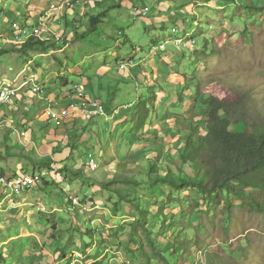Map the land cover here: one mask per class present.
Masks as SVG:
<instances>
[{
    "label": "rangeland",
    "instance_id": "obj_1",
    "mask_svg": "<svg viewBox=\"0 0 264 264\" xmlns=\"http://www.w3.org/2000/svg\"><path fill=\"white\" fill-rule=\"evenodd\" d=\"M17 1L0 0V49L16 44L13 24L38 26V15L28 13H36V6L13 15ZM100 1L81 8L78 25L64 21L57 33L61 42L56 33L45 42L52 49L16 50L0 58V87L7 81L18 93L0 105V177L50 172L16 199H7L0 187V264H165L162 253L171 264H264V215L251 211L245 199L228 192L207 199L194 188L110 180L117 173L133 180L155 178L149 162L158 159L165 168L171 160L169 149L179 141L176 121L200 119L209 97L231 103L242 98L264 109V11L241 6L243 1L264 5V0H123L126 9L114 10L108 5L120 0ZM145 6L148 10H141ZM104 12L99 35L108 33L113 43L95 48L88 37L95 32L87 30L92 15ZM157 17L165 18L161 27L155 26ZM122 21L133 25V37L125 34ZM173 35L184 43L181 50L170 49L162 71L171 73L175 84L154 78L148 67L153 57L142 66L145 76L139 67H121L122 57H145ZM120 68L135 69L136 77ZM33 83L52 92L59 112L67 111L71 99H62L69 91L82 86L85 95L102 103L105 115L49 120L46 100L30 92ZM27 99L35 104L31 112ZM125 106L132 107L130 116H114ZM10 121L26 135L14 132ZM137 138L142 142L133 144ZM181 236L188 246L175 248Z\"/></svg>",
    "mask_w": 264,
    "mask_h": 264
},
{
    "label": "trees",
    "instance_id": "obj_2",
    "mask_svg": "<svg viewBox=\"0 0 264 264\" xmlns=\"http://www.w3.org/2000/svg\"><path fill=\"white\" fill-rule=\"evenodd\" d=\"M122 1L115 4L110 3L108 10L120 9ZM199 1L208 3L211 0ZM216 1L230 4L238 2V0ZM100 2L97 4H105L104 1ZM259 2L243 1L241 6L248 11L256 9L264 11V5H260ZM105 13L92 15L91 27L87 33L98 31L100 23L106 17ZM72 22L71 27L79 23V21L73 20ZM82 36L84 38V35ZM173 39H176L174 35ZM50 48L53 47H48L45 42L31 38L24 44L12 45L11 49H0V58L16 50L28 53L32 51L45 52ZM76 93L77 89L74 87L65 96V99H61L66 101ZM150 107L154 110L155 106L151 105ZM150 107L146 106L147 120H149ZM203 107H200V119L195 120L191 117L187 120L176 121L174 132L179 135V141L169 149L171 160L167 162L165 168L160 167L158 159L149 162L150 173L157 174L155 178L150 179L149 175L147 180H133L117 173L110 180L112 182L131 181L138 185L158 182L178 189L194 188L200 195H205L207 199L228 192L238 199L248 201L247 204L251 211L264 215V109L258 108V106L250 107L246 102L244 103L242 98L231 103L217 97H209ZM205 119L208 121L203 124ZM238 124H243L245 130L241 132L231 130L232 126ZM145 126V123L141 125V127ZM131 142L139 143L142 142V139L137 138ZM157 153L158 156L161 154ZM162 172H166V175H159ZM175 172L178 173L177 176L174 175ZM121 198L130 201L128 196L123 195ZM156 244L157 242H153V245L157 246ZM177 245L185 248L188 243L181 236L176 239L174 247L176 248ZM209 257L212 258L211 255ZM162 259L165 264H171V261L163 253Z\"/></svg>",
    "mask_w": 264,
    "mask_h": 264
},
{
    "label": "built area",
    "instance_id": "obj_3",
    "mask_svg": "<svg viewBox=\"0 0 264 264\" xmlns=\"http://www.w3.org/2000/svg\"><path fill=\"white\" fill-rule=\"evenodd\" d=\"M83 0H58L51 1L48 9L37 12L38 26L34 29H28L26 27H20L18 24H13L14 28V37L11 40L14 44H24L27 40L35 38L36 40L47 42L53 39L52 33H56V41H59L58 28L64 24L66 13L71 14L75 13V5L81 3ZM6 5V4H5ZM32 7V6H31ZM28 9H31L28 5ZM36 12V9L33 10ZM178 31L173 30V33L176 34ZM58 37V38H57ZM61 41V40H60ZM177 49L181 50V46L184 43V39L178 38L171 42H167L160 47V50H166L167 45L171 44ZM134 61H123L121 63L122 68H126L129 64L132 66ZM35 81L34 77L31 78ZM77 93L70 97V103L66 105V112H59L56 110L57 104L55 100L48 102V107L46 108L45 115L49 120L59 121L63 116L66 117L70 114L78 115H87L90 117H100L105 115V109L102 103L99 100L92 99L84 94V88L82 86H75ZM30 92H33L35 95L41 96L43 98V89L41 86L33 83L32 89ZM17 90L13 87L10 82H3L0 87V105L8 104L14 97L17 98ZM14 132L21 133L25 136V131L18 128L17 121H10ZM50 172L45 169L36 170L33 173H18L12 177L1 176L0 177V187L3 190V193L6 195V198L16 199L19 198L24 192L31 191L38 184L42 183L43 180L49 176ZM73 200V197H71ZM96 208H100L99 205ZM94 224V222H92Z\"/></svg>",
    "mask_w": 264,
    "mask_h": 264
},
{
    "label": "crops",
    "instance_id": "obj_4",
    "mask_svg": "<svg viewBox=\"0 0 264 264\" xmlns=\"http://www.w3.org/2000/svg\"><path fill=\"white\" fill-rule=\"evenodd\" d=\"M51 1H58V0H19V1H17L16 2V4L14 5V8H13V12L15 11V13H13V15L14 14H24V9H25V12H28V9H27V7H28V5L31 7H33V6H36V13H32V12H28V13H30V15L33 17V16H35V15H37V12H41V11H44V10H46V9H48V6H49V4H50V2ZM102 1V0H101ZM93 2V0H85L84 2H81V3H77L76 5H75V13L74 14H71V13H69V12H67L66 13V19H65V21H66V23H71L72 24V20L73 21H81L82 19H80V17H83L84 15H82L81 13H80V10H81V8L82 7H84L85 5H88V4H91ZM139 4H140V2H139ZM26 5H27V7H26ZM25 6V7H24ZM126 6H127V3L125 2L124 4H123V9H126ZM147 6H145V7H143V9H141V10H148V8H146ZM94 8H96V7H94ZM95 13V12H94ZM149 14V13H148ZM156 19V18H155ZM157 19H159L160 21H158L157 23H156V27L157 26H159V27H161L160 25L161 24H163V22L165 21L164 19L165 18H163L162 20L160 19V18H158L157 17ZM160 22H161V24H160ZM145 24V23H144ZM124 25H125V27H124ZM71 26V25H70ZM121 28L122 27H124L125 28V30H126V32H125V34H127V35H129L130 37H133L134 36V33H133V30L131 29L132 28V26L133 25H131L130 26V23H125V21H122L121 22ZM127 26V27H126ZM151 26H152V21L150 22V25H146L145 27L146 28H148L149 30H150V28H151ZM123 28V29H124ZM177 28H175V30H176ZM174 30V29H173ZM173 30H172V32H173ZM99 32H100V30L99 31H97V32H95L94 34H92V35H95V36H88V37H90V38H94V40H93V45L95 46V48H99V47H101V45L100 44H102V45H106V44H109V43H113V41L111 40V38L110 37H108V33H104V34H102V35H99ZM149 32V31H148ZM106 34V35H105ZM71 34H69V36H70ZM109 35H111V34H109ZM132 35V36H131ZM61 36H62V34H59V41H57L58 43H60L61 41ZM128 37V36H127ZM126 37V38H127ZM129 41V42H128ZM130 41H132L130 38H127V42L129 43V44H131V45H133L132 44V42H130ZM167 42V41H166ZM165 42H163V44H164ZM162 43L161 44H159L158 42L154 45V47L151 49V51H150V53H148L147 55H145V57H142V56H140V57H138V56H125V57H122V61L120 62V64L123 62V61H126V62H128V61H134V63H133V65H132V67L134 68V67H139V70L141 71V74L143 75V76H145L146 74H147V72L145 71V70H143L144 69V67L142 68V66H148V63H149V60L153 57V60L152 61H150L151 63L149 64V66L148 67H150L151 68V70H149V71H154L155 72V74H154V78L155 79H157V80H160V82L162 83V84H166V83H172V84H175L176 83V81H173L172 82V80H171V73H169V72H164L163 73V71L162 70H164V67L166 66V64H165V59H164V57L165 58H169V56H171V52H170V49L171 48H174L175 50H177L175 47H168V49L169 50H160V47L163 45ZM137 51V50H136ZM136 51L134 52V53H136ZM152 55V56H151ZM160 56V58H163V59H161V60H158L157 59V57H159ZM119 67H120V65H119ZM147 67V68H148ZM129 69V68H127V69H121L120 68V72H121V70H123V71H127V72H130V74H131V76L132 77H136V74H134V70L135 69ZM166 68H168V66H166ZM166 68H165V70H166ZM162 72V73H161ZM149 74H150V72H149ZM161 75H163L162 77H160ZM77 85V84H76ZM168 85V84H167ZM43 98L44 99H46V102L48 103H50V101L52 102V100L54 99V96L53 95H51V94H46L44 91H43ZM42 101H45V100H42ZM57 102V101H56ZM26 104H28V105H30V112L32 111V109H34V106H35V104L34 103H32L31 101H30V99H27L26 100ZM47 106H48V104H47ZM132 107L131 108H128L127 106H125V107H123L121 110H114L113 111V114H114V116H116L115 114H122V115H124V118L123 119H125L126 117H128V116H130V114H132ZM119 118V117H118ZM121 119H118V121H120Z\"/></svg>",
    "mask_w": 264,
    "mask_h": 264
},
{
    "label": "clouds",
    "instance_id": "obj_5",
    "mask_svg": "<svg viewBox=\"0 0 264 264\" xmlns=\"http://www.w3.org/2000/svg\"><path fill=\"white\" fill-rule=\"evenodd\" d=\"M101 117V116H100Z\"/></svg>",
    "mask_w": 264,
    "mask_h": 264
}]
</instances>
